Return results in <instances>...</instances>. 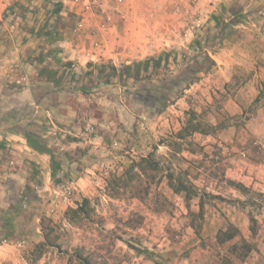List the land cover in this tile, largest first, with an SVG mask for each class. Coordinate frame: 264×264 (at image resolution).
I'll use <instances>...</instances> for the list:
<instances>
[{"label": "rangeland", "instance_id": "374dc122", "mask_svg": "<svg viewBox=\"0 0 264 264\" xmlns=\"http://www.w3.org/2000/svg\"><path fill=\"white\" fill-rule=\"evenodd\" d=\"M84 1L89 0H0V110L6 111L0 112V129L8 116L13 127L26 128L25 135L49 148L51 162L52 156L57 161L55 184L65 172L74 188L67 208L58 206V190H53V205L42 200L39 211L24 194L14 195L13 215L0 217V244L37 232L40 241L20 250L27 264H192L197 247L204 245V223L215 219L225 226L207 237L215 245L216 262L239 264L255 243L241 239L226 247L225 235L239 232L229 210L243 211L255 237L264 219V196L230 180L228 151L219 140L204 143L199 133L235 125L242 136L255 115L264 128V0H187V28L194 40L151 55H162V65L141 67L138 80L114 79L110 85L96 84L87 74L89 62L119 67L150 56L131 62L69 57L84 47L101 49L97 33L115 23L120 6L119 0H98L86 10ZM83 33L91 36L90 43L76 39ZM226 39L253 47L262 68L237 69L230 83H217L220 74L211 70L215 63L207 51ZM253 75L259 80L251 86L256 99L242 112L231 108L228 97L244 92ZM32 76L42 83L38 98L28 101L23 82ZM59 108L75 110V122L90 136L87 142L58 151L48 147L58 145L62 126L57 114H43ZM165 111L172 119L165 120ZM156 128L163 133L155 135ZM79 136L68 138L82 140ZM228 138L225 133L221 142ZM63 156L79 163L63 169ZM75 167L86 173L84 180L76 178ZM17 226L22 235H16Z\"/></svg>", "mask_w": 264, "mask_h": 264}, {"label": "crops", "instance_id": "0c3cea01", "mask_svg": "<svg viewBox=\"0 0 264 264\" xmlns=\"http://www.w3.org/2000/svg\"><path fill=\"white\" fill-rule=\"evenodd\" d=\"M102 1L110 2L112 0ZM186 1L123 0L119 4L120 6L118 7L116 17H114L115 23H112L113 25L107 28L103 27L104 29L97 33V37L101 41V49H93V47L87 49L84 47V52L82 50L69 52V57L72 59L77 57L81 61L86 55L91 56L93 60L100 55V57L113 58L114 62L116 60L131 62L135 59H142L147 55L151 56L162 51L175 50L180 45L185 46L194 40L191 36L193 35L191 30L187 28L191 15L188 14L190 10L186 7ZM3 10L4 8L0 7V14ZM182 33H185L184 37ZM82 38L86 39V43L88 41L90 43L92 40L88 33H83L76 37L77 40ZM253 51V47L239 40H232L231 42L227 40L217 50H208L207 52L215 62L211 70L220 74L217 78V83L224 85L230 83L237 69H252L257 65L262 68V65H260L262 61L260 56V60L256 59L252 55ZM40 81L38 76H32L27 77L23 82L25 86L22 89V93L28 101L33 97L38 98L37 95L40 90L38 83ZM258 81L256 75L251 76L244 82L246 87L244 92L238 91V93L230 95L228 102L231 108L237 106L242 112L245 103L248 106L253 102L257 95L251 86ZM3 105H5V102L2 103L1 107ZM36 107L38 112L40 106L36 104ZM0 112L3 115L6 113L5 110H0ZM51 114H57V120L61 122L60 126H62L57 127L60 130L59 136L62 138H56L58 141L57 146L49 143L48 147L51 149H56L57 151L58 147L72 149V147L83 144L90 139L88 133L84 132L75 122L74 109L69 108L67 110L59 108L57 111L52 109L46 111L43 115L45 117H51ZM164 118L167 121L169 118L172 119V116L165 111ZM6 119V125L0 129V217L2 219H4L5 214L9 213L10 216L13 215L9 209L12 207L11 203L14 195L15 197L19 195L18 192L24 194V197L29 198L31 209L39 211L42 200H50L51 205H53L55 202L53 190L56 188L55 179L52 176L51 153L48 151H39L31 147L25 135L27 129L17 126L13 127L15 123L12 122V118L8 116ZM260 120L261 118L259 116H253L250 122L246 124V128H242L245 133L242 136L237 132L238 127L235 125L228 127L222 132L212 131L210 133L199 134L204 136V143L210 141L215 143L219 140V145L222 146L223 152L228 151L226 154L228 159L226 176L230 180L237 181L264 196V128H260L257 125L260 123ZM164 131H167V128H164ZM159 133L163 132L161 129L156 128L155 135ZM225 133H228L229 138L228 142L223 144L221 139ZM40 135L45 136L44 133ZM79 135L82 136V140L76 141L73 139ZM69 136H73V138H68ZM60 160L62 161L63 169L69 168L68 164L73 168L76 163H79L75 159H68L65 156L60 158ZM75 171L78 173L76 178L79 181L84 180L86 173L76 167ZM65 176V172H62L58 176V179L64 178ZM36 186L43 187V190L36 191ZM69 205L71 203L68 200L62 201V199L58 204L62 208H67ZM229 213L230 223H233L239 232L234 238L227 241L226 247L232 246L241 239L251 241L255 243L254 248L249 251L248 255L239 264H264V219L260 221V229L254 237L250 229V222L247 217H244L243 211L240 208L234 207L232 208V212L229 210ZM14 220L12 219V221ZM14 222L18 223L16 220ZM224 227L221 221L215 219L204 223L202 240H205L206 243L204 241L203 246L197 247V261L193 259L192 264L194 262L196 264H218L213 254V247L215 245L209 243L207 237L209 234H217ZM16 229V235H22L20 227L17 226ZM17 238L13 243H6L5 241L3 244H0V263L27 264L24 257L20 254L21 248L25 247V245L30 246V244L40 241L37 232L31 237ZM222 255H224L223 252Z\"/></svg>", "mask_w": 264, "mask_h": 264}, {"label": "trees", "instance_id": "16d2710c", "mask_svg": "<svg viewBox=\"0 0 264 264\" xmlns=\"http://www.w3.org/2000/svg\"><path fill=\"white\" fill-rule=\"evenodd\" d=\"M207 58L210 59L209 54L205 55ZM162 55L158 56H150L146 58L144 61L134 62L132 64H122L121 66H115L108 62H89L88 67L90 70L87 74L91 75L94 80L96 81L97 85H110L113 83L114 79H124V78H132L134 80H138L140 77V69L143 67V70L147 71L149 67H156L159 68L162 65ZM211 62V65L214 64ZM198 70V67H197ZM86 89V86L82 87ZM27 141L31 147L39 151H48L51 153L49 148L45 146H41L40 143L30 135H26ZM52 176L56 175L55 168L57 166V161L52 156ZM238 231L235 233H227L225 240H230L234 238ZM86 264H90L89 261L85 262Z\"/></svg>", "mask_w": 264, "mask_h": 264}, {"label": "built area", "instance_id": "2783aa9c", "mask_svg": "<svg viewBox=\"0 0 264 264\" xmlns=\"http://www.w3.org/2000/svg\"><path fill=\"white\" fill-rule=\"evenodd\" d=\"M123 0H119V2H122ZM75 2H80V0H75ZM85 3V8L86 10L91 9V7H93L94 5H96V3H98V0H89V1H84ZM112 17L111 15H107V22L111 21ZM83 26V20H81L75 27V30H79L81 27ZM97 46H101L100 42H96ZM264 144V142H263ZM36 191H41L43 190V187L40 186H36L35 187ZM55 190L59 191V194L61 195L63 200H69L71 198V196L74 193V188L72 186L71 183H69L68 181H66L64 178H61L58 182V185H56ZM7 242V240H5Z\"/></svg>", "mask_w": 264, "mask_h": 264}]
</instances>
